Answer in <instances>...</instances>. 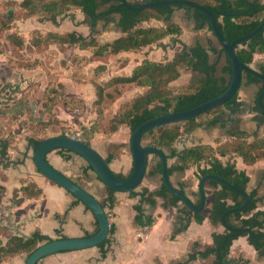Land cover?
Masks as SVG:
<instances>
[{
  "label": "crops",
  "instance_id": "obj_1",
  "mask_svg": "<svg viewBox=\"0 0 264 264\" xmlns=\"http://www.w3.org/2000/svg\"><path fill=\"white\" fill-rule=\"evenodd\" d=\"M2 1L0 0V2ZM130 1L140 3L143 0ZM261 1L264 3V0ZM189 7L186 5L175 7L169 20L180 26V35L169 34L159 42L152 43L140 50H123L112 54L106 61L95 59L89 63L92 67H97L100 63L105 65V68L98 72V78L95 81L101 83L114 76L131 75L135 66L146 58L150 60L155 58L170 59L174 56L178 45L180 49L183 46L188 49L197 45L202 46L209 52L210 59L213 60L215 53L208 50L210 43L213 41L214 45L219 46L220 44L208 25L197 28L194 8ZM120 18L121 14L117 11L107 17L96 19L88 16L80 8H75L66 14L59 15L56 21L38 14L16 19L15 23L17 24L14 23L9 32H17L22 35L26 45L30 44L32 33L36 29L43 34L47 32L60 34L75 32L83 36L85 41L94 38L103 43L124 34L119 24ZM169 21L153 18L151 21L142 22V24L144 26H166ZM6 41L8 43L3 41L4 51L0 53V88L9 85L3 91V96L12 95V98L8 104H4L2 107L11 108L20 101L21 104L34 105L36 109L35 111L29 109L22 115L19 110L0 113V185L4 186V191L0 192V227L6 228L4 231L0 228V238L6 242L13 235L32 236L36 231L48 235L52 239L91 235L98 229L96 216L91 209L87 208L86 204L79 201L61 185L45 177L38 169L35 162L34 139L58 135L62 130L67 131V135H76L81 139V124L91 126L90 124L97 116V109L94 106V100L97 97L96 87L91 80L82 82L73 73V76L70 77L56 78L57 90L50 96H45L50 80L44 65L38 64L31 68L16 65L9 58L13 54L14 47L10 45L8 39ZM167 41H172V43L167 44ZM53 51H55L53 55L60 53L62 56L60 58L67 60L66 62L71 67L69 70L71 73L73 69L77 70L75 61L72 62L73 58L77 54H93V47L82 48L79 43H66L63 50L60 43L52 42L42 52L36 50L33 52L36 53V56L43 58L41 53ZM68 53L70 54L68 55ZM55 61L56 58L50 65L56 67ZM66 62L65 64H67ZM225 63L226 57L220 56L219 67L221 68ZM263 63L264 50H257L250 65L259 69ZM112 68H116V70L112 71ZM187 78H189V73H184L174 83L179 80H182V83L187 82ZM123 84L126 87L118 88V91L120 90V95L116 100L118 106L121 102L132 99L146 89L145 86L134 83L118 85ZM11 89H14L15 92L12 93ZM259 89L257 83H249L244 78L239 90L238 103L235 107L228 106L224 109L226 113L222 121L214 125L202 124L192 132L181 135L174 143L173 148L181 151L195 144L211 143L214 145L217 138L223 140L229 138L228 133L236 124L240 129L249 133L258 136L264 135V116L255 110ZM128 92L132 96L127 95ZM32 114L34 117H41L43 121L58 119V123L53 121L42 129L38 127V120L28 118ZM130 136L129 126L121 125L112 132L96 131L90 137V145L104 159H109L108 164L116 174L126 176L133 169ZM114 143L129 144L115 148L112 145ZM163 149L169 154L172 148L165 147ZM112 153L115 155L110 159ZM46 156L55 168L71 177L100 201L108 196L105 183L93 169L89 168L88 160L81 154L58 147L50 150ZM157 161L158 157L155 154H150L146 175L140 186L135 189L136 193L116 191L117 203L106 209L110 227L113 225L114 230L109 233L105 243L82 249L55 252L41 258L37 264H177L181 262H185V264H264V255L258 252L245 235H239L234 239L230 251L223 258L212 253L206 257L200 256L188 261L191 253L202 251L215 244L214 232L222 233L227 229L223 223H213L209 216L215 188L206 186L210 192H207L205 207L200 211L204 220L198 222L192 213L188 226L182 228L187 223L185 216L180 211L182 204L165 208L163 206L164 199L161 196L155 197L156 204H151L143 199V189L155 191L161 187L162 175L150 174V166ZM178 162V157L168 158V166ZM236 167L246 170L250 176L247 191L258 190V209L264 210V158L254 164H246L241 156H236ZM170 179L178 188L183 185L185 192L194 202L200 199L199 178L196 175L195 167L184 172L174 171L170 175ZM28 183H35L40 187L41 195L28 197L23 189ZM137 205H141L146 216L155 217L151 226H142L137 222ZM42 242L44 241L40 243ZM27 257L26 253L16 254L0 261V264H26Z\"/></svg>",
  "mask_w": 264,
  "mask_h": 264
},
{
  "label": "trees",
  "instance_id": "obj_2",
  "mask_svg": "<svg viewBox=\"0 0 264 264\" xmlns=\"http://www.w3.org/2000/svg\"><path fill=\"white\" fill-rule=\"evenodd\" d=\"M193 1L217 10L216 18L218 24L228 41L249 33L264 19V3L261 0ZM119 3L120 0L5 1L2 4L6 6V9L0 11V52L3 51L2 39L4 37L9 40L10 45L14 47L13 53H16L18 56H21L22 52L29 50L40 52L52 42L60 43L63 49L66 43H79L82 48L88 46L93 47V54L91 56L93 60L106 61L112 54H117L123 50H140L152 43L159 42L169 34L180 35V26L169 20L171 19L174 8L183 5H158L135 11L125 6L119 7ZM250 3L253 4L254 8ZM75 8H80L88 16L96 19L104 16L107 17L114 11L120 12L121 18L119 24L124 34L112 41L100 43L94 38L90 41H85L83 36L75 32L66 34L47 32L43 34L39 30H34L30 44L26 45L22 35L17 32H8L16 19L28 18L38 14L56 21L59 15L66 14ZM194 11L197 18V28H203L208 25L209 29L212 30L207 15L203 11L197 9H194ZM153 18L164 19L169 22L166 26H144L142 24V22L151 21ZM208 50L215 53V58L213 60L210 59L209 52L204 47L197 45L196 47L190 48L189 51L180 50L176 52L170 59L156 61L146 58L139 65L135 66L131 75L115 76L111 80L105 81L106 86L111 85V83H116L117 85L120 83H134L136 85L145 86L146 89L141 94L121 103L120 107L122 106V109L118 107L119 110L117 109L118 111L116 110L115 115L109 120L110 123H106L104 119L102 120L99 112H97V116L90 124L91 126L81 124V139L90 144V137L93 136L96 131L103 130L105 132H112L121 125L129 126L130 132L132 133L140 124L150 118L166 112L180 111L194 107L224 92L230 83L232 72L230 60L225 52H222V54L219 53L220 45H214L213 41H211ZM257 50H264V31L255 35L249 41H245L237 46L238 57L246 64L252 63L254 54ZM220 56L226 57V63L222 65L221 68L219 67ZM36 58L31 60L16 57L15 64L20 67H35L40 62V59ZM97 68L103 69L105 65L100 63ZM259 70L264 74V63L260 66ZM184 71L190 75L185 83L186 86L184 87V85L181 84L182 86L178 85L179 87L175 89L174 86L176 85L174 81L177 80ZM244 78L249 83L254 82L259 85L260 89L258 95L264 89L263 80L252 73L245 72ZM105 83H98V85H95L97 95L94 100L95 105L101 101L104 88L103 85ZM56 90V85L50 84L49 81L45 96H50V94ZM119 93L120 90H116L115 97H111L110 92L106 93V96L111 97L110 101L115 103L117 97L120 95ZM238 97L239 92L226 103L217 105L196 117L153 128L148 132V135L145 136L144 140L147 141H144V143L162 149L165 147L172 148L167 156L168 158L178 157L179 162L168 166L169 175L174 171L184 172L189 168L195 167L198 178L206 174H217L234 185L247 190L250 176L246 170H240L236 167V156H241L246 164H254L256 161L264 158V135L258 136L257 134L249 133L240 129L236 124L234 128L230 129L228 133L229 138L225 140L217 138L215 139L216 144L214 145L211 143L195 144L181 151H177L173 148L174 143L181 135L192 132L202 124L214 125L222 121L226 113L224 109L228 106L235 107L236 103H238ZM255 110L264 116V110L259 106L258 102H256ZM53 121L58 123V119H50L49 121L41 120L37 124L38 127L43 129ZM60 134L65 135L67 131L62 130ZM43 139L44 138L34 139L35 144ZM128 144L129 143H114L112 145L115 148H121ZM61 148L71 150L64 147ZM114 155L115 154L112 153L110 159L113 158ZM157 157L158 161L150 166V174L162 175V163L159 156ZM106 161L109 162V159ZM89 168L93 169L91 164ZM117 175L122 178H128L130 174L126 176L122 174ZM205 185L215 188L214 200L209 215L210 219L215 224H222V215L224 211L231 207L241 205L245 201L241 193L215 179H207ZM106 187L108 196L102 200L101 203L105 209H108L113 207L118 199L116 197V191L107 185ZM23 189L28 197H38L42 193V189L35 183H28ZM180 189L185 191L183 185L180 186ZM3 191L4 186L0 185V192ZM206 191L210 192V190L207 189ZM131 193H136V191L134 190ZM249 194L250 202L247 207L228 214L226 220L231 225L250 228L249 231H244L241 235L247 236L249 242L256 247L259 253L264 255V210L258 209V190L252 189L249 191ZM142 195L143 199L151 204H156V196L163 197V206L165 208L171 205L178 206L182 204L180 211L187 221L182 228L188 226L191 221L192 213H194V217L198 222L204 220V216L201 212H193L186 205L181 203L180 198L168 190L167 186L163 183V179L159 189L150 191L145 188L142 191ZM78 200L80 201V199ZM200 203V199L195 202L196 205ZM87 208L89 207L87 206ZM136 209V220L139 224L142 226H151L154 223L155 217L152 215L146 216L143 213L141 205H137ZM0 228L3 231L6 230L3 226ZM113 230L114 226L111 225L110 232ZM238 236V233L228 229L222 233L214 232L213 238L215 244L202 251L191 253L188 261L194 260L200 256L206 257L212 253H215L219 258H223L228 254L234 239ZM51 239V237L39 231L34 232L31 237L16 234L9 237L6 242H3L0 238V261L20 253L29 255L41 241ZM106 241L107 238L100 244ZM177 264H185V262Z\"/></svg>",
  "mask_w": 264,
  "mask_h": 264
},
{
  "label": "water",
  "instance_id": "obj_3",
  "mask_svg": "<svg viewBox=\"0 0 264 264\" xmlns=\"http://www.w3.org/2000/svg\"><path fill=\"white\" fill-rule=\"evenodd\" d=\"M158 5H186L194 9L203 11L212 27L213 33L220 44L219 53L225 52L228 59L230 60L232 72L230 77V83L226 90L221 94L212 97L194 107L174 111L166 112L164 114L150 118L140 124L130 136V149L133 157V169L128 178L119 177L109 166L108 162L86 141L73 137L71 135H52L44 138L39 143L35 144V162L38 169L43 173V175L49 178L51 181L61 185L69 192H71L75 197L80 199L84 204H86L94 213L98 220L99 229L96 233L85 236H76V237H58L51 240H46L40 244L28 255L26 264H37L38 261L55 252L64 251V250H74L82 249L91 246H95L103 242L110 233V219L108 213L101 201L86 190L79 183L74 181L71 177L64 174L57 168H55L47 159V153L55 148L64 147L76 151L77 153L84 156L88 162L92 165L93 170L99 176V178L115 191L120 192H132L137 189L142 183L149 163L150 154H155L159 156L162 163V179L163 183L167 186L168 190L177 195L181 203L186 205L193 212H200L204 209L206 200H207V191L205 182L207 179H215L222 184L227 185L228 187L238 191L243 195L245 201L238 206L231 207L224 211L222 215L223 225L230 231L238 233L241 235L244 231H249L250 228H244L241 226H234L228 223L226 217L228 214L235 211H239L247 207L250 202V194L247 190L242 189L229 182L227 179L217 175V174H206L199 178L198 182V191L201 203L196 205L195 202L190 198V196L182 191L180 188L175 186L168 173V156L164 149L149 145L144 143L145 136L148 135V132L156 127H159L164 124L187 120L192 117H196L211 108L221 105L229 101L236 93L239 92L242 83L244 82L245 72L252 73L253 75L259 77L264 82V74L250 64H246L237 54V46L241 45L245 41H249L258 33L264 31V19L258 24V26L250 31L247 34L238 36L231 41H228L216 18L217 10L208 8L207 6L198 3L193 0H143L140 3H136L130 0H120L118 4L119 7L125 6L131 10L139 11L146 7L158 6ZM250 5L254 8L253 4ZM186 46H184L185 50ZM8 86L0 88V113H11L12 111L19 110L21 115L26 113L29 109L35 111L34 105L30 103L21 104L20 101L17 104H14L11 108H3L2 105L8 104L11 100V96H3V91L6 90ZM11 92L14 93L15 90L11 89ZM5 99H4V98ZM264 89L260 92L257 97V102L259 106L264 110ZM29 119H36L40 121L42 118L34 117L33 114L28 117ZM26 237H31L30 235Z\"/></svg>",
  "mask_w": 264,
  "mask_h": 264
},
{
  "label": "rangeland",
  "instance_id": "obj_4",
  "mask_svg": "<svg viewBox=\"0 0 264 264\" xmlns=\"http://www.w3.org/2000/svg\"><path fill=\"white\" fill-rule=\"evenodd\" d=\"M5 1H8V0H3L2 2H0L1 3V5H0V11H3L4 9H6V6L2 4ZM14 23H15V21H14ZM14 23H13L12 27L14 26ZM16 24L17 23H15V25ZM36 30H38V29H36ZM6 40H7L6 37H4L2 39V43H3V41L6 42V43H8ZM170 43H172V41L171 42L170 41H167V44H170ZM173 44H175V43L173 42ZM179 47L180 46L178 45V48L176 50H179L180 49ZM3 51H4V45H3ZM54 52L55 51H53L51 53L47 52L45 54L41 53L42 54L41 56L43 58H40L39 56H36L35 55L36 53L33 52V51H31V50L22 52V55L21 56H18L16 53H13L12 52L13 54L10 55L12 57L9 56V58L11 59V61L16 62V57L17 58L20 57V58H23V59H31V60H33L34 58L37 57L36 59H40V62L38 64H43L44 65V68H45V70L47 72V75L49 76L50 84H55L56 85V81H57V80H55L56 78H60V77H70L71 75L73 76V73H75L77 75V77H78V80H82V82H86V81L91 80L94 83V85H98V82H96L97 81L96 79L98 78L97 77V74H98V72L101 69H99L97 67H92L91 64H89V63H91L93 61V59L91 58L92 54H89L88 53L89 56L87 54H84V53L77 54V56L75 57V59L72 61V62L75 61L74 64L77 65V67H76L77 70H74L73 69L72 72H71L72 74H71L69 72V70H70L71 67L68 64V62H66L67 60H64L63 58H60V57H62L60 53H58L57 55H53ZM0 53H2V52H0ZM69 54L70 53H68V55ZM54 58H56V61H55L56 67H55V65H50V63H52V61H54ZM154 60L159 61L158 58H155ZM65 62L67 64H65ZM114 70H116V68H112V71H114ZM184 73H186V71L183 72V75H184ZM108 77H110V76H108ZM189 77H190V75H189ZM112 78H109V80H111ZM187 80H188V78H187ZM101 83H105V81H102ZM185 83L186 82H183L182 83V80H179L178 82H175L174 83L176 85L174 87H175V89H177V87H179L178 85L182 86L181 84H183L184 87H185L186 86ZM103 87H104L103 88V95L104 96L102 95L101 101L97 105H94V106H96L97 112H99V114H100V118L102 120L104 119L106 121V123H108L109 120L115 115V112H116L115 109H118V107H119V109L120 108L122 109V106L120 107V105H121L122 102L118 106V102H115L113 104L112 101H110L111 100L110 98L112 96L115 97V91L118 90V87H121L122 88V87H126V85L123 84V85H119L118 86L116 83H114V84L111 83V85L106 86V83H105L103 85ZM181 90H183V89H181ZM108 92L111 93V97H107L106 96V93H108ZM126 94L129 95V96H132L130 94V92H128ZM126 94H125V96H126ZM109 103H110V105H109ZM112 104H113V106H111ZM110 107H113V108H110ZM105 109H108V110L106 111ZM144 141L146 142L147 140H144Z\"/></svg>",
  "mask_w": 264,
  "mask_h": 264
},
{
  "label": "flooded vegetation",
  "instance_id": "obj_5",
  "mask_svg": "<svg viewBox=\"0 0 264 264\" xmlns=\"http://www.w3.org/2000/svg\"><path fill=\"white\" fill-rule=\"evenodd\" d=\"M176 42H177V41L175 40V43H176ZM183 49H184V46H183V48H181V49H179V50H175L174 55H175L176 52H178V51H180V50H183ZM185 50L189 51L190 49H188V48L186 47ZM23 114H24V113H23Z\"/></svg>",
  "mask_w": 264,
  "mask_h": 264
},
{
  "label": "built area",
  "instance_id": "obj_6",
  "mask_svg": "<svg viewBox=\"0 0 264 264\" xmlns=\"http://www.w3.org/2000/svg\"><path fill=\"white\" fill-rule=\"evenodd\" d=\"M71 136H73V137H77L76 135H71ZM78 138V137H77Z\"/></svg>",
  "mask_w": 264,
  "mask_h": 264
}]
</instances>
